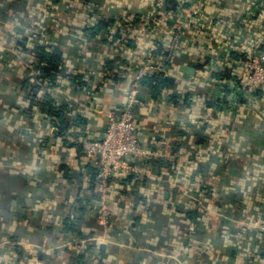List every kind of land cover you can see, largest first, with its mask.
Returning a JSON list of instances; mask_svg holds the SVG:
<instances>
[{"label":"crops","instance_id":"0c3cea01","mask_svg":"<svg viewBox=\"0 0 264 264\" xmlns=\"http://www.w3.org/2000/svg\"><path fill=\"white\" fill-rule=\"evenodd\" d=\"M99 1L125 21L148 20L127 34L137 45L125 49L128 61L112 66L105 49L80 43L82 34H51L65 39L66 73L76 68L90 79L81 87L62 75L55 83L38 77L30 59L40 39L10 36L0 15V237L9 240L0 264H264V235L248 225L264 220V134L256 142L252 133L264 125V89L241 93L233 108L222 96L232 91L227 81L245 76L254 47L264 51V0H186L187 30L170 59L169 24L181 13L151 23L154 0ZM227 55L226 66L211 67ZM147 63H163L154 71L175 85L159 99L140 87ZM30 74L40 84L34 99L49 96L65 108L61 115L29 112ZM136 87L132 110L154 154L132 160L104 190L80 140L102 139L109 114L123 110ZM102 197L108 225L98 218Z\"/></svg>","mask_w":264,"mask_h":264},{"label":"trees","instance_id":"16d2710c","mask_svg":"<svg viewBox=\"0 0 264 264\" xmlns=\"http://www.w3.org/2000/svg\"><path fill=\"white\" fill-rule=\"evenodd\" d=\"M100 3L99 0H5L3 6L0 7V15L9 22V26H6L5 29L10 36L27 33L40 39L35 47L34 53L31 55L32 59H30L32 60L31 65L38 72V77L43 76L50 83H55L58 75H62L81 87L86 85L90 79L84 77L83 72L76 68L74 69V73H66V56L63 48L65 46V39L56 41L54 38L51 39L52 36L50 35L53 34L54 37L57 33L61 36L66 33L68 35L70 34V36L82 34V39L78 38L81 40L80 43L82 44L84 42V45L92 52H94L93 50L105 49L107 52L106 60L112 66L114 64L112 62L115 59L119 63L128 61L124 57L126 55L125 49L129 47L134 48L137 45L135 39L127 37V34L131 32L132 28L135 29L138 27L139 22L148 20L146 17L143 18L144 14H138V16H141V19L143 18L142 20L134 19L130 21L128 19L125 21L126 18L124 17L109 14L103 8V4ZM186 5V0H154L153 6L155 7V12L150 22L153 23L156 19L163 20L168 12H172L174 17L178 16V13H181L182 17H185L186 14L181 12V7H185ZM148 15H151V12ZM83 18L85 23L78 25L79 23H83ZM73 19L82 20L79 22L76 21V23ZM174 19H172L169 25H172ZM89 22H92V24H89ZM45 35H49V40L46 38L45 40L47 41H41ZM154 40L156 45L160 43L158 37L154 38ZM73 43L72 46L74 47L78 41H74ZM258 46L259 44L254 48L258 50ZM15 48L17 50L25 49L18 44H15ZM182 48L183 46L179 50L181 51ZM160 50L159 53H162V49ZM28 71L29 73L31 72L30 69ZM152 71L143 75L139 83L140 87L146 89L150 95V99L153 100L162 97L164 91L169 90L170 87H174L175 85L165 76L164 71ZM35 81V76L30 74L26 78L24 85L27 90L33 91L34 93L30 96L29 112L34 111L35 106H39L49 117L61 115L64 111L62 109L65 108L53 105L49 96L46 100L34 99L37 97V91L40 89V84ZM187 95L189 96V94ZM177 98L178 96H172L171 94V100L179 104ZM54 123L61 124L60 128L63 129V121L59 120ZM252 133L255 136L256 142H260L264 134V125L260 124L257 126L256 130ZM172 162H177V160L171 159L170 166L174 167L175 163ZM157 163L160 165V168L167 165V162L162 158L157 160ZM172 171L175 172V168Z\"/></svg>","mask_w":264,"mask_h":264},{"label":"built area","instance_id":"2783aa9c","mask_svg":"<svg viewBox=\"0 0 264 264\" xmlns=\"http://www.w3.org/2000/svg\"><path fill=\"white\" fill-rule=\"evenodd\" d=\"M186 23L185 17L182 16L176 17L172 22L173 30L168 38V41L172 44L169 59L172 52L178 48L181 37L187 29ZM229 59V55L223 57L215 56L212 58L211 67L222 68L226 66V62L230 61ZM163 65V63H147L144 68H141L140 76H143L144 72L156 70ZM246 71L242 79L236 80L232 78L226 83L231 87L232 91L229 95L225 96L224 93L222 96L228 104L232 105V108L240 105L239 95L241 96V93H248L250 95V93L252 94L259 89H264V51H252L246 63ZM138 91L137 87L131 90L129 101L124 105L123 110L119 113L112 112L109 114L108 127L102 139L85 137L83 140H80L83 151L97 166L101 182L100 187L104 190L107 188L108 179L112 175L132 168V160L136 158L143 160L148 154H154V152H149L143 147L140 139L141 127L137 123L132 110V104L137 100L136 95ZM133 167L135 172L140 174L151 172L150 168L146 166L137 167L133 165ZM98 207L99 220L103 224L108 225L112 212L104 197L99 200ZM248 225L255 227L264 235V220L255 219L250 221ZM8 242L9 240H4L0 237V254Z\"/></svg>","mask_w":264,"mask_h":264},{"label":"water","instance_id":"95a60500","mask_svg":"<svg viewBox=\"0 0 264 264\" xmlns=\"http://www.w3.org/2000/svg\"><path fill=\"white\" fill-rule=\"evenodd\" d=\"M187 70L191 71V68H190V69L187 68ZM167 77H168V76H167ZM168 79H171V78L168 77Z\"/></svg>","mask_w":264,"mask_h":264},{"label":"rangeland","instance_id":"374dc122","mask_svg":"<svg viewBox=\"0 0 264 264\" xmlns=\"http://www.w3.org/2000/svg\"><path fill=\"white\" fill-rule=\"evenodd\" d=\"M186 16H188V15L186 14Z\"/></svg>","mask_w":264,"mask_h":264}]
</instances>
